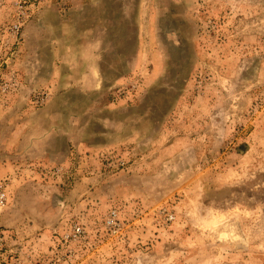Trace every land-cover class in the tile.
Wrapping results in <instances>:
<instances>
[{
  "label": "rangeland",
  "instance_id": "rangeland-1",
  "mask_svg": "<svg viewBox=\"0 0 264 264\" xmlns=\"http://www.w3.org/2000/svg\"><path fill=\"white\" fill-rule=\"evenodd\" d=\"M20 5L33 8L17 43ZM10 48L6 250L42 264H264V0H0V65ZM96 58L99 97L76 79ZM38 128L52 135L43 155L27 151ZM63 130L71 142L53 137Z\"/></svg>",
  "mask_w": 264,
  "mask_h": 264
},
{
  "label": "built area",
  "instance_id": "built-area-1",
  "mask_svg": "<svg viewBox=\"0 0 264 264\" xmlns=\"http://www.w3.org/2000/svg\"><path fill=\"white\" fill-rule=\"evenodd\" d=\"M32 8H33L32 5L18 6L16 19L13 23H11V25L7 29L8 34L15 37L16 38L15 42L17 43H18L19 35L22 32L24 23L29 17V10H31ZM8 50H9V53L7 54L9 55H7L6 57L7 60L5 61V63H2L0 67H2L3 64H6L11 69L10 65L12 64V62L10 60H11V56L14 55V51L11 48ZM17 85H18L17 73L14 67H12L9 78L6 84H4L3 91L10 92L11 90H14V88L17 87ZM47 98L48 96H46L44 93H41L36 96L35 103L37 105H42L45 103ZM9 200H10V196H9L8 183L6 180L0 181V217L7 210L9 206ZM115 216H116V212H113L110 218L111 223L114 222ZM82 232L83 230L81 227H75L73 230V234L71 236L78 237L82 234ZM7 238H8L7 231L4 228L0 227V258H1L0 264H42L40 261H36L33 258H31V260L30 259L25 260V258L21 256L14 255L12 251L6 250ZM69 238H70V235H67L65 239L68 240Z\"/></svg>",
  "mask_w": 264,
  "mask_h": 264
},
{
  "label": "crops",
  "instance_id": "crops-1",
  "mask_svg": "<svg viewBox=\"0 0 264 264\" xmlns=\"http://www.w3.org/2000/svg\"><path fill=\"white\" fill-rule=\"evenodd\" d=\"M86 52V51H85ZM88 52V51H87ZM84 56H86V54H84ZM87 57H89L87 55ZM87 57H85L84 59H87ZM80 63V62H79ZM82 66H85L86 70H85V74H83V78L79 77L76 79L78 80V84L82 90V92L90 95V96H94V97H99L101 96L104 92H106V86H105V79L103 78V75L101 73V70L99 68V63H98V59H91V60H83V63H81ZM15 70H17L14 67ZM57 72L55 70V74L53 77H51V84H52V90H56L57 92L61 90V88H63V86L61 87V82H58L56 79V75ZM44 71L42 73H38L37 77V86L40 87L41 85H43L45 83V76H44ZM25 81L28 82V76H24ZM30 78V76H29ZM62 77H59V79H61ZM31 79V78H30ZM63 79H65V76H63ZM35 132H37L36 134H33L32 137H30L28 139V144H29V148L27 149V151L30 152H36L37 153H41V155H43V153L45 152H50L51 148L47 147L50 144H52V142L50 140L52 139H48L47 143H49L48 145L46 144V139L45 137L47 136H52L50 134V132H48L47 130L43 132L42 129L38 128L35 130ZM53 137L54 136H60V137H64L67 138L68 142H71V140H69L70 136L73 137L75 136V134L72 131H68V130H63L61 131V133L57 134V133H52ZM51 142V143H50ZM25 142H23L24 144ZM28 153V152H27ZM39 155V154H38Z\"/></svg>",
  "mask_w": 264,
  "mask_h": 264
}]
</instances>
